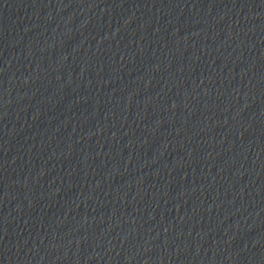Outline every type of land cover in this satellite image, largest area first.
<instances>
[{
	"label": "water",
	"instance_id": "1",
	"mask_svg": "<svg viewBox=\"0 0 264 264\" xmlns=\"http://www.w3.org/2000/svg\"><path fill=\"white\" fill-rule=\"evenodd\" d=\"M0 264H264V0H0Z\"/></svg>",
	"mask_w": 264,
	"mask_h": 264
}]
</instances>
